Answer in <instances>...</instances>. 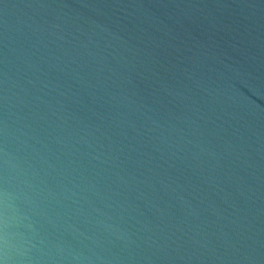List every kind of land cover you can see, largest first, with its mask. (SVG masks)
I'll list each match as a JSON object with an SVG mask.
<instances>
[{
    "label": "water",
    "instance_id": "1",
    "mask_svg": "<svg viewBox=\"0 0 264 264\" xmlns=\"http://www.w3.org/2000/svg\"><path fill=\"white\" fill-rule=\"evenodd\" d=\"M0 264H264V0H0Z\"/></svg>",
    "mask_w": 264,
    "mask_h": 264
}]
</instances>
